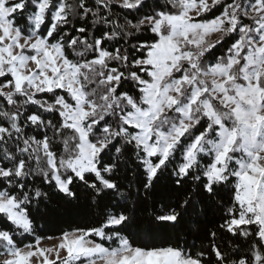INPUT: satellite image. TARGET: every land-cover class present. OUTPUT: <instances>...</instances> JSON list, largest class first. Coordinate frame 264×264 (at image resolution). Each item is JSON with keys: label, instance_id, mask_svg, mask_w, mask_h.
Returning a JSON list of instances; mask_svg holds the SVG:
<instances>
[{"label": "snow or ice", "instance_id": "obj_1", "mask_svg": "<svg viewBox=\"0 0 264 264\" xmlns=\"http://www.w3.org/2000/svg\"><path fill=\"white\" fill-rule=\"evenodd\" d=\"M43 186L95 223L38 232ZM0 224V264H264V0H0Z\"/></svg>", "mask_w": 264, "mask_h": 264}, {"label": "trees", "instance_id": "obj_2", "mask_svg": "<svg viewBox=\"0 0 264 264\" xmlns=\"http://www.w3.org/2000/svg\"><path fill=\"white\" fill-rule=\"evenodd\" d=\"M161 2H163V0H161ZM221 51L222 49L218 47L216 49V55H219ZM116 179L119 183L124 184L125 187H127L128 181L133 180L134 177L131 172H126L124 168H121L116 176ZM164 184L165 181L162 180L160 185H158V190H163ZM43 187L45 191H49L51 202L47 205V210H45L44 203L40 205L39 209L33 210V215L36 220V228L38 232L43 235H57L59 234V231L61 229H67L69 223L72 222L79 223L82 226H91V224L95 223L99 215L100 207H98L93 202V197L84 195V190L82 188L74 187V190L77 191L80 199L74 202L73 209L69 214L63 212V201L59 199V194H57L54 190L49 189L47 186ZM189 192H191V189H189ZM219 196L224 197L225 199L228 198L227 193L225 192H220ZM151 202V198H147V204L150 205ZM109 203L110 201L105 199L101 202V206ZM157 207H160V205L157 204ZM222 214L223 213L214 214V210L210 211L207 218L203 220L199 232L196 226H191L190 233L186 232L183 234L184 238L181 240V243L184 244L186 248L193 251L199 249L202 245L206 246L207 240L204 237V232L218 227L219 223L221 222L218 219V215ZM0 227H3V224H0ZM17 239L21 240L23 238L17 237ZM145 242L147 241L139 238L136 240L137 244ZM174 242L175 237L169 233H161L152 241V243H156L157 245ZM224 243L227 245L229 242L225 241Z\"/></svg>", "mask_w": 264, "mask_h": 264}, {"label": "rangeland", "instance_id": "obj_3", "mask_svg": "<svg viewBox=\"0 0 264 264\" xmlns=\"http://www.w3.org/2000/svg\"><path fill=\"white\" fill-rule=\"evenodd\" d=\"M43 243H44L45 246H48V245L54 243V241H47V240H46V241H44Z\"/></svg>", "mask_w": 264, "mask_h": 264}]
</instances>
